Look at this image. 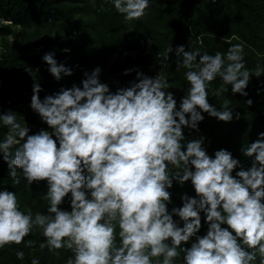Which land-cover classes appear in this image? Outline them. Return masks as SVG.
Listing matches in <instances>:
<instances>
[{
  "label": "clouds",
  "instance_id": "obj_1",
  "mask_svg": "<svg viewBox=\"0 0 264 264\" xmlns=\"http://www.w3.org/2000/svg\"><path fill=\"white\" fill-rule=\"evenodd\" d=\"M111 3L133 20L145 15L151 0ZM0 22L13 23L4 17ZM233 39L239 42L229 43L226 53L183 43L165 49L161 64L174 53L177 68L187 69L190 87L179 100L162 71L125 68V75L135 77L112 90L97 65L79 83L43 98L42 84L33 82L30 107L46 128L33 133L18 111H0V123L8 128L0 140L8 175L19 184L21 172L30 189L46 181L42 195L49 200L46 212L33 214L22 209L15 190L0 189V249L21 244L39 228L41 248L57 255L62 248L72 251L65 264H178L181 255L180 264H254L258 258L264 264V131L241 147L250 165L228 148L210 154L207 137L185 134L200 131L205 113L224 122L240 118L229 100L219 108L210 103L208 89L218 76L223 84L214 95L231 85L233 94L253 104L247 88L264 67H246L247 41ZM42 59L57 80L74 72L54 51ZM174 182H190L195 195L184 192L182 203L173 205ZM66 198L70 208L62 207ZM16 256L22 260L25 252L17 249ZM31 264H40L39 257Z\"/></svg>",
  "mask_w": 264,
  "mask_h": 264
},
{
  "label": "trees",
  "instance_id": "obj_2",
  "mask_svg": "<svg viewBox=\"0 0 264 264\" xmlns=\"http://www.w3.org/2000/svg\"><path fill=\"white\" fill-rule=\"evenodd\" d=\"M86 1L89 4L92 0ZM100 1L109 2L110 15L101 17L100 13L96 12L95 21H86L76 16L81 8L72 0H14L13 5H6L4 0H0L3 17L17 24H23L34 14L56 15L61 19L69 35L78 31L85 43L82 50H75L74 55L75 63L83 64L84 67L79 66L71 76L60 80L55 79L49 72L48 63L42 59L44 53H10L9 61L7 62V57L4 63L0 64V109L2 101L13 95L15 89L24 84L21 74L18 73L12 81L4 85V80L8 79L12 72L18 71L22 63L39 68L37 82L42 84V92L48 91V94H51L57 91L56 88L60 85L71 87L73 82L79 83L85 70H91L97 65L102 67V71L105 70L107 57L115 52L117 47L130 45L125 38L119 44L124 18L112 5L111 0ZM152 17L159 19L158 24L162 21L166 23V35L174 36L176 41L188 44L192 50L199 48L202 52L215 54L228 45L223 44V41L234 40L238 43V40L233 39L234 36H238L247 41L245 47L252 52L263 53L264 38L260 33L262 25L264 26V0H151L145 15L135 19L131 45L140 47L145 41L150 32L148 23ZM71 43L72 40H66V44ZM65 53H55L57 61L74 68L71 60L65 57ZM186 71L185 68L180 69L179 77L184 87L188 89L190 83L184 75ZM222 84L223 81L219 76L211 82L208 89L210 103H214L219 108L227 99L234 112L240 113V118L224 122L205 113V119L199 126L206 133V146L210 154H214L218 148H228L235 156H241L243 155L241 147H247L257 138L258 132L264 131V89L261 85L250 82L247 91L253 99V104L248 105L246 103L248 97L239 93L233 94L231 85H224L229 91L219 96L214 95V90ZM257 89L261 91L258 92ZM38 123L40 128L48 127L41 118ZM6 132L7 126L0 123V140L5 138ZM21 174L18 171L21 182L14 184L13 177L8 175L7 163L0 154V189L7 187L19 192L26 188V181ZM31 187L35 189V183ZM35 196L36 194L33 193L30 197L35 198Z\"/></svg>",
  "mask_w": 264,
  "mask_h": 264
},
{
  "label": "rangeland",
  "instance_id": "obj_3",
  "mask_svg": "<svg viewBox=\"0 0 264 264\" xmlns=\"http://www.w3.org/2000/svg\"><path fill=\"white\" fill-rule=\"evenodd\" d=\"M77 6H80V10L77 13V17L83 20H96V12L100 13L101 17H107L109 10V2H101L100 0H92L89 2L86 0H72ZM6 5H13L14 0H4ZM87 5V6H86ZM120 16L124 18V15L120 13ZM0 17H3L2 12L0 11ZM5 18V17H4ZM7 19V18H6ZM10 20V19H8ZM158 18L152 17L148 23L149 33L145 39L140 44V47H135L131 45L134 32L133 20H126L124 18V26L121 32L120 42L126 39L130 45L128 47L119 46L107 57L105 70L102 71L101 79L111 83L112 90H115L116 87L126 84L129 80L135 77V72L125 75L124 69L129 67L138 66L139 69L144 72L155 75L156 72L162 71L167 75L171 91L175 92L177 100L180 97L185 95L187 89L184 87L180 77L179 69L176 66L175 54H172V59L160 63V60L165 52V49L173 43V45L181 44L174 39V36L166 35V26L165 22L162 21L158 24ZM12 21V20H11ZM261 36L264 38V26L261 27ZM66 40H72L70 45L66 44ZM223 44H228L221 51L227 52L229 43H237L236 41H223ZM84 41L81 34L73 32L72 35H69L66 29L63 27L61 19L56 15H47V14H34L28 21L23 24L13 23H2L0 22V64L4 63L6 58L10 53L22 52V53H35L41 52L45 53L47 51H54L56 54L66 52L65 57L69 58L74 66V70L77 68L84 67V65H78L75 62L74 55L76 54L75 50H82L84 46ZM184 44V43H183ZM264 44V42H263ZM127 46V45H126ZM64 49H70V51H64ZM263 53H254L247 47H245V60L247 61L246 67L254 70L259 64L264 67V46L262 47ZM68 54V55H67ZM84 54V52H83ZM9 61V57L7 62ZM78 65V67H77ZM20 73L24 84L20 88H16L13 95H10L6 100L1 103V111H6L9 108L18 111L17 118L22 122L27 121L30 125L31 132H36L39 130L38 120L40 116L36 113L31 107V96L33 82H37L39 68L32 65L20 64L18 71L12 72L9 78L4 80V85L6 86L10 81L13 80L17 74ZM261 81H264V74L260 77L252 76L250 82L253 84L261 85L264 89V85L261 84ZM62 85H60L56 90L58 91ZM47 92L40 93L41 98H43ZM200 131L192 129H185V134L188 139L199 138V135L206 137V133L199 126ZM8 131V128H7ZM7 133V132H6ZM5 133V134H6ZM206 143V142H205ZM245 163L250 162V157H245L244 155L238 156ZM170 169L174 172L175 168L170 166ZM22 175V174H21ZM175 184V182H174ZM36 187L33 189L31 187L24 188L21 191L17 192L20 205L23 210L27 211L31 209L33 214L38 211L46 212L49 204V200L46 195H42L47 191L46 181H41L35 183ZM173 193V205H179L182 203L181 195L184 192H188L192 195H195V191L192 188L190 182H186L184 185L176 183L171 189ZM33 193L36 194L35 198L30 197ZM170 205L169 207L173 206ZM62 207L70 208V202L67 200ZM207 229V225L201 229V234H203ZM119 227L117 226V232ZM45 237L42 235V230L39 228H34L28 236L25 237L24 241L21 244H8L4 248L0 249V264H31L32 257H39L40 264H65L67 258L73 255L72 251L67 248H62L57 250L59 255L55 251H49L47 247L41 248L40 243ZM35 241L34 244L29 245L28 241ZM22 249L25 252V257L21 260L16 256V250ZM162 259V257H161ZM182 261V255L178 258V264ZM254 264H259V258Z\"/></svg>",
  "mask_w": 264,
  "mask_h": 264
}]
</instances>
